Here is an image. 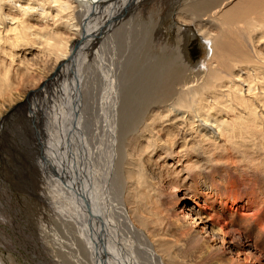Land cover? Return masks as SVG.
Here are the masks:
<instances>
[{"label":"bare ground","instance_id":"bare-ground-1","mask_svg":"<svg viewBox=\"0 0 264 264\" xmlns=\"http://www.w3.org/2000/svg\"><path fill=\"white\" fill-rule=\"evenodd\" d=\"M146 2L0 0V121L30 96H62L37 124L65 165L47 177L80 264H138L123 253L130 237L151 264H264V0L173 5L182 47L193 35L205 56L192 78L181 44L150 54L161 31L133 16ZM97 117L110 144L103 175ZM118 178L126 206L106 195Z\"/></svg>","mask_w":264,"mask_h":264},{"label":"rangeland","instance_id":"rangeland-1","mask_svg":"<svg viewBox=\"0 0 264 264\" xmlns=\"http://www.w3.org/2000/svg\"><path fill=\"white\" fill-rule=\"evenodd\" d=\"M187 1L147 0L135 14L133 13L135 23L150 25L151 29L161 31L162 36L157 43H153L151 55L160 54L162 46L166 43L169 47L177 44L180 46L181 33L177 31V27L172 26L168 14H171L170 11L175 8L171 9L174 4L180 8ZM199 42L192 35L185 47L181 44V51L186 55L185 63L190 68L188 78L197 75L194 70L203 74L199 71L198 65L203 63L205 65L206 62H204L205 56L201 54L199 46L201 42ZM104 56L107 59V53ZM47 71L48 67L40 75H31L34 80L30 77L26 80L27 83L24 81L21 86H24L26 90H32L42 81V76ZM91 77L95 87L100 90L105 89L103 71L96 72ZM59 85L61 87V84L56 82L55 88ZM43 96V94L39 97L30 96L24 104L19 105L18 111L7 113V117L5 115L4 120L0 121V264H80L77 234L71 223L65 221L70 211L65 209L47 177L50 170H53L56 176L64 174L65 165L56 168L58 159L49 157V147H46L44 140L46 137L44 138V134H41L37 124L41 112H44L45 116L50 115L54 110L53 107L57 106L60 100L62 101L60 98L62 96H57L53 106L50 100L47 101ZM95 121L96 136L94 134L91 143L98 150L99 160L98 165L95 163L94 166L102 171L100 173L103 175L107 170L104 167H107L110 157V144L106 131L100 126L102 118L100 120L97 117ZM59 161H63V158ZM118 179L112 184L109 182L108 188L111 191L108 189L109 195H106L113 206H126L130 202L131 190H127L129 186L125 180L123 182L120 178ZM135 207L136 202L131 204V208ZM117 236L122 241L129 239L126 232L117 233ZM134 240L131 237L128 240L132 250L129 248L125 250L124 256L130 258L129 255L135 254L138 264H151L143 255L136 253L134 249L139 247L140 243Z\"/></svg>","mask_w":264,"mask_h":264}]
</instances>
